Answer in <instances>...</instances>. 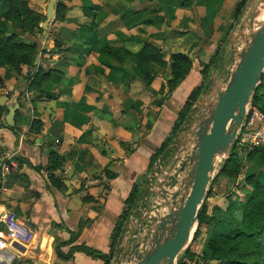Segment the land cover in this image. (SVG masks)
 Listing matches in <instances>:
<instances>
[{"label":"crops","instance_id":"obj_1","mask_svg":"<svg viewBox=\"0 0 264 264\" xmlns=\"http://www.w3.org/2000/svg\"><path fill=\"white\" fill-rule=\"evenodd\" d=\"M25 1L42 13L47 0ZM109 1L67 3L72 14L50 20L42 42L31 28L8 23L14 41L34 45L37 54L31 70L0 67L2 116L16 114L11 125H0V214H13L24 235L15 240L23 249L10 245L0 264H106L78 247L110 252L125 199L203 81L202 64L226 29L225 12L239 0H187L186 6L182 0H125L118 23ZM5 2L2 17L9 10ZM83 7L94 12L90 24L82 21ZM163 15L173 19L171 27L155 26ZM145 41L161 48L164 66L151 62L141 72L134 54ZM171 53L190 59L176 82ZM38 71L42 78L34 84ZM261 90L264 106V85ZM0 234L6 238L1 223Z\"/></svg>","mask_w":264,"mask_h":264},{"label":"rangeland","instance_id":"obj_2","mask_svg":"<svg viewBox=\"0 0 264 264\" xmlns=\"http://www.w3.org/2000/svg\"><path fill=\"white\" fill-rule=\"evenodd\" d=\"M48 1H46L45 7L43 8L45 13L44 11L41 13V11L32 9L33 14L36 15V21H32L31 19L26 21V28H31V31L36 33V37L40 38L41 42L48 27L47 25L43 29L41 24L47 19L46 6L48 5ZM58 1L63 2L65 5V10L63 11L65 18L69 14L71 15L72 13H70L71 11H69V7L67 6L72 0H56V3ZM182 1L180 5L185 3V6L190 2L189 0V2L187 0ZM239 1L236 2L230 11L227 9L225 12L226 16L229 15L228 19H225L224 22L226 29L220 36L219 43L216 46V48L220 47L221 52L216 56L214 64L204 69L208 74L205 80L207 88L201 93L189 112L185 113L178 130L166 143L165 152L155 158L145 177L136 186L135 189L140 191L142 184L145 182V178L151 176L148 182V188L144 192L143 197L138 203L136 201L134 208L129 213L126 224L122 228L115 246H113L114 252L108 264H133L138 259L134 253V249L138 250L141 254L151 250L154 244L155 233L158 232L156 226L158 225L159 219L164 215L166 216L171 209L176 210L187 192L188 186L186 184L190 181L189 176L186 177L189 178L188 182L185 179L187 172L181 173L178 177V182L172 187L169 185L165 186L164 183L169 182L167 177L173 173L175 174L180 161L192 151L195 144V136L190 133V130H196L198 128L200 115L204 118L209 116L210 109L207 106L209 99L206 95L210 93L214 94L225 88L239 60V52L246 46V41L250 40V34L255 32L264 22V0H259L257 14L251 26L248 24L246 14L251 10L253 0H246L239 16L234 19L233 12ZM109 2L111 4L110 10L116 15L115 22H123V11L126 10L125 6L128 5V2L125 3V0H110ZM145 2L149 5L151 0H145ZM133 8L128 7L127 9L134 11ZM82 13L86 16L82 18L84 24H90V22L94 21L93 15H87L83 10ZM77 14H80L79 17H81V12ZM172 21L171 16L163 15L162 19L155 23V26L163 24L171 27ZM193 21L195 23L198 21L199 24L197 18L195 20L193 19ZM147 23L145 21L140 25H146ZM140 25V30L144 31ZM208 37H210V32L207 34V39ZM197 44L199 43H193L189 49L196 47ZM150 63L146 65H150ZM145 67H142L141 72L145 70ZM31 68L30 65L28 70H31ZM142 79L144 80L143 75ZM263 85L264 71L253 94L261 95ZM198 105L200 106L199 108L197 107ZM14 112V110H8L4 116H1L0 125L6 127V124H8L7 121L13 122L15 120L14 115H16ZM242 138V135H236L228 151L230 152L232 147L238 152L240 169L235 176H226L220 172L223 162L229 153L228 155H220L215 158L211 179L198 209L199 212L205 208L204 214L199 218L200 223L197 219L194 231L177 255L175 264L178 261H182V264H227V259H219V257L227 256L226 258H228L230 255H240L246 262L264 264V252H262L260 246L255 248L247 240L235 242L233 238L235 236L234 231L237 228L242 229L244 227L242 223L243 206H248L252 196L258 191L252 186L251 180L254 179L262 185L263 189L260 187L259 191L264 190V145H252L249 142L242 141ZM14 154L13 152H9L11 158ZM190 166L191 164L189 163ZM163 187L165 191H162ZM161 193H165V197H162ZM174 193L176 197H174ZM172 197L177 198L175 205L172 202L174 200ZM134 209L136 210L134 211ZM172 228L173 222L170 223L169 230L164 232L161 238L159 237L160 240L170 235Z\"/></svg>","mask_w":264,"mask_h":264},{"label":"water","instance_id":"obj_3","mask_svg":"<svg viewBox=\"0 0 264 264\" xmlns=\"http://www.w3.org/2000/svg\"><path fill=\"white\" fill-rule=\"evenodd\" d=\"M55 3L56 0L48 2L47 19L42 23L43 29L46 28L50 20L55 18ZM258 3L259 0H253L252 8L246 14L250 26L257 14ZM249 39L238 54L239 60L225 88L214 94L206 95L209 99L207 104L210 109L209 116L204 118L199 114L198 128L190 130V133L195 136L192 151L180 161L175 174L167 177L169 182L164 183L165 186L172 187L178 182L179 175L187 172L185 179L188 182L190 178V181L186 182L187 192L181 204L176 210L171 209L166 216L159 219L156 226L158 232L155 233L151 250L141 254L134 249L138 259L133 264H175L177 255L191 237L197 221L199 206L211 179L215 158L220 155H228L230 144L239 131L246 107L250 103L253 91L264 71V22L250 34ZM7 122L10 125L13 123L12 121ZM188 176L189 178H186ZM150 179L151 176L145 178L139 191L137 203L148 188ZM162 191H165L164 187ZM165 193H161L162 197H165ZM173 195L176 197L175 193ZM174 197H172L174 199L172 202L175 205L177 198ZM171 222H173V228L170 235L160 240L163 233L169 230ZM10 245L16 249H23L15 240H12Z\"/></svg>","mask_w":264,"mask_h":264},{"label":"trees","instance_id":"obj_4","mask_svg":"<svg viewBox=\"0 0 264 264\" xmlns=\"http://www.w3.org/2000/svg\"><path fill=\"white\" fill-rule=\"evenodd\" d=\"M246 0H240L238 5L235 7L233 12V18L236 19L240 12L242 11V7L244 6ZM9 6V10L6 13L5 16L0 15V67L1 66H8L11 69H14L16 71L20 70V65H32L35 57H36V48L34 45H28L23 44L20 42H15V34L8 31V23H18L22 28H25V21L28 19H31L32 21H36V15L33 14V12L27 7L25 0H10L6 2ZM65 5L63 2L58 1L55 5V20L57 21H63L65 16L63 14V11L65 10ZM84 12L87 13V15H93L94 12L88 8L83 7L82 8ZM35 23V22H34ZM3 36H6L7 41H4L2 39ZM104 51L111 54L116 55L118 50H114L113 48H104ZM220 47H218L215 51V53L210 57L209 61L207 63L202 64L201 68V75L203 77V81L200 85L193 88L191 92L189 93L187 99L184 102L183 110L179 112L177 121L172 127L170 136L166 138V140L159 146L155 152L150 156L149 164H148V170L151 167L152 163L154 162L156 157L161 156L165 150H166V143L169 141L170 137L178 130V127L180 126L182 119L184 118L185 113L189 112L192 105L197 101L199 96L202 92H204L207 88V84L205 83V80L208 76L207 72H205V68H209V66L213 65L216 59V56L218 53H220ZM163 53L161 52V48L154 44L153 42L145 41L142 48L134 54V56L137 58L138 64L143 66L146 65L149 62L156 63L160 66H164L165 62L162 59ZM171 59L173 60V70L171 73V80L172 82H176L178 79L182 77V75L189 69L190 67V59L187 55L182 53H171L170 54ZM145 77H149L148 73H145ZM42 78V71H38L33 77L32 81L33 83H38L39 79ZM170 80V81H171ZM250 102L253 105H256L259 107L262 111H264V106L260 102V95L253 94L251 97ZM2 116L1 113V107H0V117ZM9 128H12V126H7ZM240 169V163H239V156L238 152L235 148L230 149L228 157L224 160L223 166L220 169V172L225 174L226 176H235ZM251 184L256 190L255 195L252 196V199L249 201L248 206H243V217H242V223L244 224V227L237 228L234 231V240L235 242L238 241H244L247 240L249 244L254 246L255 248L262 249V252H264V190L259 191L260 187L262 188V185L259 184V182L255 181L254 179L251 180ZM263 189V188H262ZM139 190H136L135 188L132 189L129 196L125 199V208L123 211L119 214L118 220L115 224V227L113 229V236H112V247L108 254H103L100 251L80 246L78 247L81 251L85 252L87 255H94L97 257H100L102 260L105 261V263H109L110 257L114 252V247L117 238L120 236V233L122 231V228L125 226L126 221L129 217V213L131 209L134 208L136 201L138 199ZM205 208L201 209L198 212L197 219L200 223V216L204 214ZM228 255V253H226ZM227 256H220L219 259H227V264H255L252 262H246L244 258H242L240 255H230V257L226 258ZM177 264H182V261H178Z\"/></svg>","mask_w":264,"mask_h":264},{"label":"built area","instance_id":"obj_5","mask_svg":"<svg viewBox=\"0 0 264 264\" xmlns=\"http://www.w3.org/2000/svg\"><path fill=\"white\" fill-rule=\"evenodd\" d=\"M237 135H242V141L249 142L252 145H264V111L250 102L246 107ZM0 223L6 234V238H3L0 234V254H2L10 248L11 239L19 240L24 235L15 216L11 213H1Z\"/></svg>","mask_w":264,"mask_h":264},{"label":"bare ground","instance_id":"obj_6","mask_svg":"<svg viewBox=\"0 0 264 264\" xmlns=\"http://www.w3.org/2000/svg\"><path fill=\"white\" fill-rule=\"evenodd\" d=\"M193 230V229H192ZM5 256H8V255H5ZM8 258V257H7Z\"/></svg>","mask_w":264,"mask_h":264}]
</instances>
